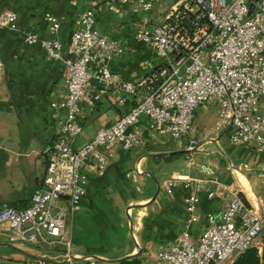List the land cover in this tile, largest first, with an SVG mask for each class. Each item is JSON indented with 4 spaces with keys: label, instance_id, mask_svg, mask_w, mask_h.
I'll return each instance as SVG.
<instances>
[{
    "label": "built area",
    "instance_id": "obj_1",
    "mask_svg": "<svg viewBox=\"0 0 264 264\" xmlns=\"http://www.w3.org/2000/svg\"><path fill=\"white\" fill-rule=\"evenodd\" d=\"M107 9L131 7L133 13L153 16L136 39L146 44L157 66L136 81L114 74L111 59L122 53L115 43L102 37L95 27V12L84 10L69 37L67 56H62L58 38L61 21L46 15L48 39L34 32L24 34L27 46L39 44L44 54L66 67V96L60 104L63 119L55 140L44 151L46 172L42 187L27 207H0V226L13 244L43 249L54 258H35L34 264H82L90 258L74 254L67 216L74 213L85 194L88 163L105 169L117 144L129 150L139 143L135 128L141 118L149 127L173 140L193 131L195 111L215 102L219 119L216 130H224L232 147L250 148L264 154V0H105ZM14 13L0 19V27L12 29ZM89 82L96 92H87ZM113 96L121 116L98 129L91 140L73 147L70 141L82 133L77 118L80 104L91 105ZM127 102L133 106L126 109ZM53 108H57L53 104ZM56 118V115L53 114ZM190 148L198 141L190 140ZM177 182L195 192L185 199L186 227L168 251L158 253L162 264H234L254 249L264 264L260 242L264 199L257 206L235 197L219 215L208 214L204 229L194 240L190 228L197 223V192L204 181L175 176L166 183L171 193ZM215 191L208 190L213 197ZM67 202L55 208L56 201ZM56 257H60L57 261Z\"/></svg>",
    "mask_w": 264,
    "mask_h": 264
},
{
    "label": "crops",
    "instance_id": "obj_2",
    "mask_svg": "<svg viewBox=\"0 0 264 264\" xmlns=\"http://www.w3.org/2000/svg\"><path fill=\"white\" fill-rule=\"evenodd\" d=\"M86 9L95 12L99 34L122 49L109 63L114 74L136 81L157 66L150 48L136 39L152 15L133 13L128 6L109 11L105 0H0V19L8 13L16 15L12 29L0 27V207L23 209L42 187L44 151L56 139L64 114L59 106L66 96V67L49 59L39 44L27 46L24 34L34 32L40 40L48 39L45 16L58 18V38L66 57L70 34ZM87 90L96 92V85L89 82ZM113 98L80 104L77 122L82 133L70 141L73 147L90 141L98 129L121 116ZM133 105L127 102L126 109ZM218 122L217 105L209 102L195 111L194 131L187 138L173 140L152 130L143 117L135 128L136 146L129 150L114 146L101 172L88 163L85 194L75 212L67 216L74 254L85 257L72 238L74 224L80 228L86 217L94 215L103 217L116 232L118 241L112 253L117 259L111 264H162L158 253L168 251L185 229V199L195 192L193 184L185 188L184 182H177L168 193L166 183L175 176L205 182L197 192L198 221L190 228L194 240L204 229L206 216L219 215L235 197L245 205L257 206L264 199V154L230 146L225 131L216 130ZM192 139L199 147L190 148ZM208 190L216 194L209 197ZM66 203L59 200L54 206ZM260 236L264 245V218ZM8 245L18 244L10 243L6 227L0 226V264H14L4 261L6 256L1 254L4 249L19 252Z\"/></svg>",
    "mask_w": 264,
    "mask_h": 264
},
{
    "label": "rangeland",
    "instance_id": "obj_3",
    "mask_svg": "<svg viewBox=\"0 0 264 264\" xmlns=\"http://www.w3.org/2000/svg\"><path fill=\"white\" fill-rule=\"evenodd\" d=\"M152 20L154 22L153 16ZM74 225L72 238L76 245L80 246L78 252L83 254L85 258L92 259L95 264H111L110 262L113 259H117L114 258L115 256L112 253L118 241L116 232L113 228H110V225L103 217L99 218V216L89 215L82 221L80 228L77 227V223ZM259 239L262 241L263 237L260 236ZM16 248L19 252L2 248L4 250H1V254L3 257L6 256L4 261L7 260V262H13L14 264H34L35 258H54L45 254L43 249H36L21 244L16 245ZM56 259L60 261V257H56ZM80 262L82 264L89 263L88 261Z\"/></svg>",
    "mask_w": 264,
    "mask_h": 264
},
{
    "label": "trees",
    "instance_id": "obj_4",
    "mask_svg": "<svg viewBox=\"0 0 264 264\" xmlns=\"http://www.w3.org/2000/svg\"><path fill=\"white\" fill-rule=\"evenodd\" d=\"M234 264H259L258 259L255 256V250L251 249L240 255Z\"/></svg>",
    "mask_w": 264,
    "mask_h": 264
},
{
    "label": "water",
    "instance_id": "obj_5",
    "mask_svg": "<svg viewBox=\"0 0 264 264\" xmlns=\"http://www.w3.org/2000/svg\"><path fill=\"white\" fill-rule=\"evenodd\" d=\"M10 248H12V249H14V250H17L18 251V249L16 248V247H14V246H12V245H8Z\"/></svg>",
    "mask_w": 264,
    "mask_h": 264
}]
</instances>
